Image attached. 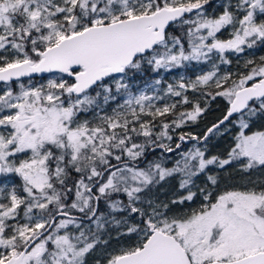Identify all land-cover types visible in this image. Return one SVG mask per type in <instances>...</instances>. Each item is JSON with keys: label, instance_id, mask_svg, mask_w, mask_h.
Wrapping results in <instances>:
<instances>
[{"label": "snow or ice", "instance_id": "obj_1", "mask_svg": "<svg viewBox=\"0 0 264 264\" xmlns=\"http://www.w3.org/2000/svg\"><path fill=\"white\" fill-rule=\"evenodd\" d=\"M262 49L264 0H0V264H264Z\"/></svg>", "mask_w": 264, "mask_h": 264}, {"label": "rangeland", "instance_id": "obj_2", "mask_svg": "<svg viewBox=\"0 0 264 264\" xmlns=\"http://www.w3.org/2000/svg\"><path fill=\"white\" fill-rule=\"evenodd\" d=\"M255 55L258 57L259 55H264V49L258 51L255 53ZM171 78V77H169ZM202 127V126H201ZM114 235V233H113ZM118 247V242L113 240L111 243L108 245V247L105 248H100L97 250V252L94 254V258L89 261V264H95V259H100L101 264H103V258L106 255L107 252L114 251Z\"/></svg>", "mask_w": 264, "mask_h": 264}, {"label": "trees", "instance_id": "obj_3", "mask_svg": "<svg viewBox=\"0 0 264 264\" xmlns=\"http://www.w3.org/2000/svg\"><path fill=\"white\" fill-rule=\"evenodd\" d=\"M217 103H219V101H217ZM212 107H213V109H215L216 104H213ZM215 115H218V113H216V112L210 113L208 119H212L213 116H215ZM201 126L203 127V125H201Z\"/></svg>", "mask_w": 264, "mask_h": 264}]
</instances>
